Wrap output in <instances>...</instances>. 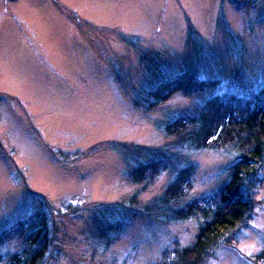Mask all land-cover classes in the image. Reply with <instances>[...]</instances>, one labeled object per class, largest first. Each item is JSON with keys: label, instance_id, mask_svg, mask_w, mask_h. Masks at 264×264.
Masks as SVG:
<instances>
[{"label": "rangeland", "instance_id": "rangeland-1", "mask_svg": "<svg viewBox=\"0 0 264 264\" xmlns=\"http://www.w3.org/2000/svg\"><path fill=\"white\" fill-rule=\"evenodd\" d=\"M194 66L200 80L216 81L212 93L176 92L152 110L135 107L146 104L163 71L167 80ZM263 89L264 4L0 0V234L36 211L49 216L51 207L56 241L46 264L159 262L164 250L194 239L197 223L163 224L139 208L188 164L198 169L190 200L211 196L237 154L178 150L175 171L162 173L133 208L137 187L128 174L149 158L134 164L109 145L160 148L171 141L163 126L206 99L252 103ZM261 178L252 219L205 264H254L251 257L264 252V168ZM100 222L128 225L106 246L96 235ZM19 249L10 234L0 256Z\"/></svg>", "mask_w": 264, "mask_h": 264}, {"label": "trees", "instance_id": "trees-1", "mask_svg": "<svg viewBox=\"0 0 264 264\" xmlns=\"http://www.w3.org/2000/svg\"><path fill=\"white\" fill-rule=\"evenodd\" d=\"M233 1L254 6L264 4V0ZM150 69L148 66L147 72L151 73ZM163 75L164 71L156 89L149 92L146 104L135 100V107L152 110L176 92L192 98L210 94L216 87L214 80L199 79L200 69L197 66L172 78L168 74L167 80ZM163 131L171 141L157 149L116 142L96 145L84 157L97 151L99 146L105 148L103 146L109 145L134 164L149 158L147 162H138L128 174L131 183L137 187L128 201L129 206L134 208L141 195L154 186L162 173L175 171L177 156H181L178 150H229L237 154L229 179L211 196L190 200L198 169L196 165L188 164L175 172L174 178L159 195L139 208V213L163 224L195 221L198 226L197 234L188 245L164 250L161 260L155 264H205L221 245L229 243L248 225L254 214V191L262 182L264 168V89L252 103L235 95L210 97L196 112H186L163 126ZM48 208L49 216L42 210L36 211L30 218L20 221L12 231L5 230L0 234V248L10 239V234L19 240L20 248L17 252L0 256V264H46L56 241L54 209ZM127 225L100 222L95 226L96 235L109 246ZM251 261L264 264V252L251 257Z\"/></svg>", "mask_w": 264, "mask_h": 264}, {"label": "flooded vegetation", "instance_id": "flooded-vegetation-1", "mask_svg": "<svg viewBox=\"0 0 264 264\" xmlns=\"http://www.w3.org/2000/svg\"><path fill=\"white\" fill-rule=\"evenodd\" d=\"M3 1H4V2H7V1H8V2H9V1H13V0H3Z\"/></svg>", "mask_w": 264, "mask_h": 264}]
</instances>
